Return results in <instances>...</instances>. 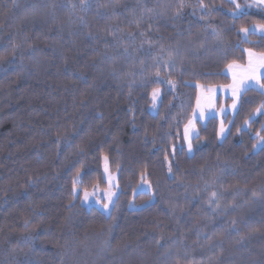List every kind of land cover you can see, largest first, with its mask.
Returning a JSON list of instances; mask_svg holds the SVG:
<instances>
[{"label": "trees", "instance_id": "16d2710c", "mask_svg": "<svg viewBox=\"0 0 264 264\" xmlns=\"http://www.w3.org/2000/svg\"><path fill=\"white\" fill-rule=\"evenodd\" d=\"M179 3L0 0V264H264V92L245 90L224 138L213 116L194 152L185 139L199 86L264 52V33L239 31L264 6ZM105 156L111 213L83 204Z\"/></svg>", "mask_w": 264, "mask_h": 264}, {"label": "rangeland", "instance_id": "374dc122", "mask_svg": "<svg viewBox=\"0 0 264 264\" xmlns=\"http://www.w3.org/2000/svg\"><path fill=\"white\" fill-rule=\"evenodd\" d=\"M256 31L261 32L259 29H256ZM236 64L240 65V67L233 68L232 70H229V68L227 69V73L230 75V78H231V81L229 83L224 84V85L209 87V88L199 86L200 92H199V98H198V103H197V110H196L194 119L192 120L195 125V128L190 133L191 144H192L191 151H189L190 153L194 152L193 139L198 134V130H199L198 124H197L198 121L206 123L207 120L213 116L219 117L221 120V126L223 125L224 127V132L223 134L220 133V138H224L230 127V125L226 122V119L229 114H234L238 110L240 103H241L242 95L245 92V90L250 87L259 88V86L255 84V81L248 79V77L252 74L251 71L248 69V61L246 63H236ZM234 73L236 74L237 80H243V84H241L239 91L237 95L235 96L233 94V88H232V85L234 83V80H233ZM255 74L261 77V82H264V68H258ZM245 86H247V88ZM261 91L264 92V90H261ZM159 98L156 101V105L159 101ZM234 101L236 102L235 109L232 107ZM152 110H156V107H153ZM201 113H203V118H201V115H200ZM188 143L189 142L187 140V145ZM107 167H108V172L106 173L105 172V160H104V172H105V179L107 181V185L102 186L101 184H98L99 186L98 189L95 186L89 189L88 191L90 193H94V195L89 197L88 202L83 201V204L89 207L97 206L101 208L103 211L107 213H111L115 204L114 206L110 205L108 210H105L102 207L103 203L107 202L106 197H105V192L109 190L112 192H115L116 195L113 196V200L116 203V200L120 193V186L118 182V174L115 173L111 169L109 159L107 161ZM109 176H112L114 178L112 180L111 188H110L109 180H108ZM145 181L147 183H145ZM78 189L79 191L77 192V194L79 195L81 193L80 191L81 188H78ZM142 191L153 192L152 186L148 180H144L141 183V185L138 187L136 191V194ZM97 200H99L100 202L97 203ZM131 207L134 208L135 205L132 204Z\"/></svg>", "mask_w": 264, "mask_h": 264}, {"label": "snow or ice", "instance_id": "6c2138e0", "mask_svg": "<svg viewBox=\"0 0 264 264\" xmlns=\"http://www.w3.org/2000/svg\"><path fill=\"white\" fill-rule=\"evenodd\" d=\"M86 2H87V0H81V4L82 5L86 4ZM229 2L232 5H234V9L230 10L231 14L234 17L238 13H240L241 10L243 8H245V7H252L253 5H255L257 7L264 6V0H253V4H244V5L238 3L237 0H229ZM73 7H75V5H73ZM184 7H185V0H180L179 7L173 13V15L174 16H179L181 14V12H182ZM199 7L201 8V10H206V11H211L212 10V9H209V6L204 3V0H199ZM148 11L151 12L152 9H149ZM163 14L164 13H161V15H163ZM255 29H259L262 33H264V24L255 25L253 29H249L247 27H241L239 31L241 33H244L245 37H246L247 34L250 31H254ZM141 35H143V33H141ZM213 35L217 38V40H219L220 34L216 33L215 30H213ZM125 51H127V48H125ZM244 51H246L247 54H248V69L252 73L248 77V79L252 80V81H255V84L258 85L261 90H264V82H261V77L255 74L256 70L258 68H264V52L257 53L251 48L245 49ZM239 67H240V65L236 64L235 62H233L232 64L228 65L229 70H232L233 68H239ZM156 75L159 76V72H157ZM233 80H234V83L232 85V88H233V94L235 96V95H237L241 84H243V80H237V77H236L235 73L233 74ZM168 83H172V82L168 81ZM245 87L247 88V86H245ZM159 97H160V89L158 87L154 88L153 91H152V101H153V106L154 107H155V103H156V101H157V99ZM232 107L234 109L236 108V102L235 101H234ZM256 112L258 114L264 112V105H261L259 108H257ZM200 115H201V118H203V113H201ZM194 128H195V125H194L193 121H191V120L185 126V139L188 140V142H189L188 143L189 151H191V148H192L190 133H191L192 130H194ZM223 132H224V127L222 125L221 129H220V133L223 134ZM261 139H264V137H262ZM104 160H105V172L107 173L108 172V167H107L108 157L105 156ZM169 171H171V168H169ZM79 179H80V173L77 172L76 177L73 179V184H72V192H73L74 198H75L77 192L79 191V189H78ZM113 179L114 178L112 176L108 177L110 188L112 186V180ZM145 183H147V182L145 181ZM95 187L98 189L99 186L96 185ZM92 195H94V193H90L87 189H84L83 190V201L84 202H88L89 201V197L92 196ZM115 195H116V193L112 192L110 190L105 192V197H106V201L107 202L103 203V205H102L103 209L108 210L110 205L114 206L115 202L113 200V196H115ZM253 195H255V193H253ZM212 196L216 197V193H212ZM99 202L100 201L97 200V203H99ZM213 203H215V206L217 208L220 206L217 201H213ZM233 223H235V221H233ZM161 239H163V238H161ZM171 251H172L171 249H168V251L165 252L164 255L167 256V255L171 254ZM176 264H180L179 259H177ZM189 264H191V262H189Z\"/></svg>", "mask_w": 264, "mask_h": 264}]
</instances>
